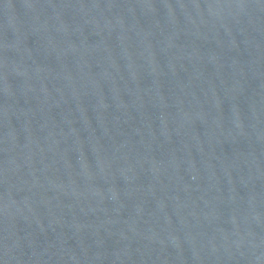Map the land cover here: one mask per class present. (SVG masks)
Listing matches in <instances>:
<instances>
[{"label":"water","instance_id":"water-1","mask_svg":"<svg viewBox=\"0 0 264 264\" xmlns=\"http://www.w3.org/2000/svg\"><path fill=\"white\" fill-rule=\"evenodd\" d=\"M0 264H264V0H0Z\"/></svg>","mask_w":264,"mask_h":264}]
</instances>
